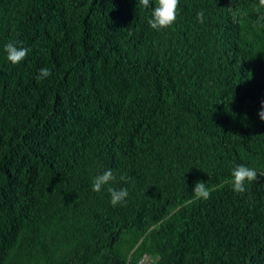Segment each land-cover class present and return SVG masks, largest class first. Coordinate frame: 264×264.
I'll return each mask as SVG.
<instances>
[{"label": "trees", "instance_id": "1", "mask_svg": "<svg viewBox=\"0 0 264 264\" xmlns=\"http://www.w3.org/2000/svg\"><path fill=\"white\" fill-rule=\"evenodd\" d=\"M156 3L0 0V264H264L257 0H179L160 31ZM237 165L258 173L243 194Z\"/></svg>", "mask_w": 264, "mask_h": 264}, {"label": "clouds", "instance_id": "2", "mask_svg": "<svg viewBox=\"0 0 264 264\" xmlns=\"http://www.w3.org/2000/svg\"><path fill=\"white\" fill-rule=\"evenodd\" d=\"M139 4L148 8L150 6V0H139ZM254 12L257 14L254 27L257 30L264 29V0H257V3L252 5ZM228 13L231 16L233 24H243L246 22L249 15L248 11L243 10L239 7L227 8ZM179 15V0H157L156 6L154 7L151 18L148 20L149 26L157 31L171 28ZM204 11L197 12V21L201 24L204 23ZM5 51L7 53V59L13 65H18L25 60L28 55V49L24 47H18L16 43H8L5 45ZM51 76V72L47 68H42L37 76L38 80H43ZM261 121H264V103L261 104V111L258 113ZM232 189L235 193L243 194L246 192V186L257 181L258 173L256 169L249 168L244 165H237L232 173ZM121 180H125L126 177L121 176ZM116 182V176L111 170L105 171L103 174L98 175L93 180L92 190L94 192H101L105 186L111 185ZM108 193L111 197V204L117 206L126 202V198L129 193L126 188L119 190L109 186L107 188ZM193 195L196 199L207 200L210 198L211 190L206 187L204 182H196Z\"/></svg>", "mask_w": 264, "mask_h": 264}, {"label": "rangeland", "instance_id": "3", "mask_svg": "<svg viewBox=\"0 0 264 264\" xmlns=\"http://www.w3.org/2000/svg\"><path fill=\"white\" fill-rule=\"evenodd\" d=\"M151 262V260L147 257L143 262L142 264H149Z\"/></svg>", "mask_w": 264, "mask_h": 264}]
</instances>
